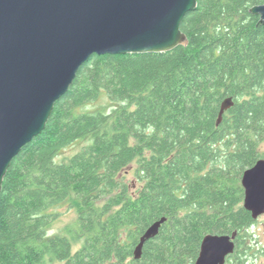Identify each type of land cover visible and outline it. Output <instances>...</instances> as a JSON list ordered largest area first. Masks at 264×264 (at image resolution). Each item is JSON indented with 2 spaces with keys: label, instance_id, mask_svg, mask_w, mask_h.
Wrapping results in <instances>:
<instances>
[{
  "label": "trees",
  "instance_id": "trees-1",
  "mask_svg": "<svg viewBox=\"0 0 264 264\" xmlns=\"http://www.w3.org/2000/svg\"><path fill=\"white\" fill-rule=\"evenodd\" d=\"M263 3L197 0L180 24L186 47L88 58L7 170L0 264H193L204 236L233 231L225 264L264 256L240 185L264 159V26L249 14ZM101 98L116 106L88 108ZM227 98L234 104L217 125ZM68 201L73 233L48 234Z\"/></svg>",
  "mask_w": 264,
  "mask_h": 264
},
{
  "label": "water",
  "instance_id": "water-1",
  "mask_svg": "<svg viewBox=\"0 0 264 264\" xmlns=\"http://www.w3.org/2000/svg\"><path fill=\"white\" fill-rule=\"evenodd\" d=\"M197 0H0V193L12 160L45 129L55 102L67 93L93 55L166 53L188 45L183 16ZM249 14L264 26V3ZM234 102L220 105L217 125ZM242 207L253 220L264 215V159L241 176ZM166 219L150 225L133 251ZM237 232L203 237L193 264H225Z\"/></svg>",
  "mask_w": 264,
  "mask_h": 264
},
{
  "label": "rangeland",
  "instance_id": "rangeland-1",
  "mask_svg": "<svg viewBox=\"0 0 264 264\" xmlns=\"http://www.w3.org/2000/svg\"><path fill=\"white\" fill-rule=\"evenodd\" d=\"M113 106L116 105L110 103V101L106 98H101L97 102L95 101V103L91 104L90 107L88 108L90 110H94V109L97 110L104 107L109 110ZM82 145H83L82 142L74 144L73 146L64 150L60 154V157L64 158L73 154V152H76L78 148H80ZM259 149L261 153H264V142L260 145ZM130 171H129L130 175H128L127 181L131 183L129 185H132V189H134L137 183L133 184V174ZM56 211L58 212L59 215L55 220V222L48 229V234L50 235L66 234V236L68 235L70 237L71 236L70 233H73L75 229V221H76L77 213H75V210L70 206L69 201L63 204L62 206H60L59 208H57ZM250 231L254 235V240L257 241L256 243H258L257 246L264 248V216L258 217L256 223L253 225ZM246 264H264V256L258 255L256 259H252Z\"/></svg>",
  "mask_w": 264,
  "mask_h": 264
}]
</instances>
